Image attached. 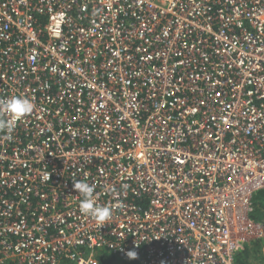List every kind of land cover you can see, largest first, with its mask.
<instances>
[{
	"label": "built area",
	"instance_id": "1",
	"mask_svg": "<svg viewBox=\"0 0 264 264\" xmlns=\"http://www.w3.org/2000/svg\"><path fill=\"white\" fill-rule=\"evenodd\" d=\"M12 96L34 110L0 132V264H238L264 239V0H0Z\"/></svg>",
	"mask_w": 264,
	"mask_h": 264
},
{
	"label": "clouds",
	"instance_id": "2",
	"mask_svg": "<svg viewBox=\"0 0 264 264\" xmlns=\"http://www.w3.org/2000/svg\"><path fill=\"white\" fill-rule=\"evenodd\" d=\"M34 104L31 99L22 96H12L8 99H0V132L5 134V138L12 139V133L18 122L32 113ZM74 190L82 197L79 209L86 216L93 218L98 224L103 225L111 218L112 210L109 206H101L96 200L95 185L83 180L73 181ZM129 259H136L135 251L126 253Z\"/></svg>",
	"mask_w": 264,
	"mask_h": 264
},
{
	"label": "trees",
	"instance_id": "3",
	"mask_svg": "<svg viewBox=\"0 0 264 264\" xmlns=\"http://www.w3.org/2000/svg\"><path fill=\"white\" fill-rule=\"evenodd\" d=\"M253 205H254V211L252 213V218L255 220H261L264 218V191L256 194L254 196L253 200ZM264 241V240H263ZM262 242V241H261ZM250 245H247L244 250H242L238 254L237 262L238 264H250L247 261L250 259ZM100 264H141L140 260H135V259H129V260H124V261H118L110 256H108L106 253L99 257Z\"/></svg>",
	"mask_w": 264,
	"mask_h": 264
},
{
	"label": "rangeland",
	"instance_id": "4",
	"mask_svg": "<svg viewBox=\"0 0 264 264\" xmlns=\"http://www.w3.org/2000/svg\"><path fill=\"white\" fill-rule=\"evenodd\" d=\"M262 211L264 212V210H262ZM263 248H264V241H262V242L257 241L255 243H253L252 245H250V253H249V255H250L249 263L250 264H257L256 263V257H258L257 254L261 253L264 255V249Z\"/></svg>",
	"mask_w": 264,
	"mask_h": 264
},
{
	"label": "crops",
	"instance_id": "5",
	"mask_svg": "<svg viewBox=\"0 0 264 264\" xmlns=\"http://www.w3.org/2000/svg\"><path fill=\"white\" fill-rule=\"evenodd\" d=\"M264 239L260 240V241H263ZM257 242V241H256ZM253 243L255 242H252L250 245H252ZM264 249V248H263ZM250 250V249H249ZM258 257H256V263L257 264H264V255L259 253L257 254ZM250 260H248L247 262L249 263Z\"/></svg>",
	"mask_w": 264,
	"mask_h": 264
}]
</instances>
